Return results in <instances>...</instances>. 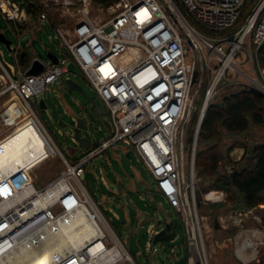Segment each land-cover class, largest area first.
Segmentation results:
<instances>
[{"label": "built area", "instance_id": "2783aa9c", "mask_svg": "<svg viewBox=\"0 0 264 264\" xmlns=\"http://www.w3.org/2000/svg\"><path fill=\"white\" fill-rule=\"evenodd\" d=\"M177 1L179 7L172 0H114L112 16L101 22L86 14L74 26L72 40L59 33L61 55L38 75L17 77L0 55V98L14 93L22 106L10 102L2 112L3 124L9 128L11 123L18 124L15 118L27 119L37 128L48 151L40 163L52 158L63 163L58 175L40 188L32 177L40 163L30 169L28 180L23 172L0 177V264H12L9 256L16 255L25 241L33 238L32 242H37L59 219L78 216L82 210L102 230L104 249L89 257L87 246L78 252L72 246L56 256L54 264H83L112 249L119 255L112 264L121 260L135 264L80 180L88 161L119 143L134 151L154 189L181 222L184 239L180 248H186V264H208L192 219L197 202L195 146L207 108L221 88L240 85L264 93V68L257 64L258 49L264 43V0ZM4 4L2 11L7 18L17 19L20 6ZM141 11L144 16L140 19ZM69 64L81 72L108 114V136L72 162L46 133L30 103L49 86L61 84L70 73ZM103 66H107L106 73ZM194 71L197 76L193 82ZM193 120L188 147V128ZM25 185L33 190L25 192ZM211 192L216 194L208 197ZM222 200L223 194L216 189L199 198L200 203ZM163 233L156 223L149 225L146 252L164 251L162 242H154ZM174 252L171 247L169 254Z\"/></svg>", "mask_w": 264, "mask_h": 264}, {"label": "rangeland", "instance_id": "374dc122", "mask_svg": "<svg viewBox=\"0 0 264 264\" xmlns=\"http://www.w3.org/2000/svg\"><path fill=\"white\" fill-rule=\"evenodd\" d=\"M5 2L6 0H0V31L5 35L6 39L11 42V46H16L18 44L17 35L13 31L10 22L6 21L2 16H6V11H2V7ZM34 2L37 7H28L26 8V12L32 14L33 20L34 17L44 14L56 30L55 31L46 22L44 24L39 21L37 24L32 23L34 29V31L31 32L34 33V35L31 36L32 50L41 60L46 58L48 51H51L55 55H59L58 47L61 44V38L58 36L57 32L62 35L63 39L70 41L74 37V26L86 14L97 22L107 20L113 14V2L107 5L99 2V0H69L70 3L68 4L63 3L62 0H34ZM19 10H21V8ZM21 41L23 42V45H25V43L29 41V38L23 36ZM0 52H2L3 58L7 63L14 66L16 65L14 55L2 43H0ZM257 62L259 67L264 68L260 65L258 53ZM70 68L71 73L69 75V79L75 83L80 90L70 88L66 83V79L68 78L64 76L63 85L53 84L49 86L50 90H45L43 93L38 95L39 100H44L46 106L44 109H41L40 112L36 107L35 100L33 98L30 100L35 112H37L36 114L46 120V126L49 130L56 128L51 118L55 119L56 123H58L59 115L63 113L64 108L67 107L70 110L71 114L62 115L66 126L61 128L66 135L63 136L61 134H57L56 131L52 135L56 144L69 161L76 159L81 155V152L78 150L79 145L73 142L69 137V134L75 125V120L72 118L73 116L76 118L87 117V124L80 132L81 138H85L90 142L94 141L97 144L108 136V128L106 125L108 121V114L106 113L104 105L98 100L96 93L90 84L85 80L81 72H79V70L74 68L72 65H70ZM244 70H246L247 73L252 74L249 67ZM228 74L231 76V71H229ZM237 77L239 80H243L240 76ZM240 89H242L240 85L225 86L219 90L218 94L212 100V103H219L224 96ZM251 90L264 95V93L256 89ZM89 100H97L99 102L102 110L101 118L94 116L96 118L94 121L88 118L90 110H93ZM199 102H201V95L197 104H199ZM7 131L10 133L12 131L11 127L7 128L6 125L3 126L0 124V138L6 134ZM222 134L223 140L220 144V149L223 152L225 147L233 142H244L248 147H250L254 144L264 142V125H255L250 123L247 131L239 135H227L225 132ZM40 139L43 140L42 137H40ZM187 145L188 147L190 146L188 134ZM196 150L197 142L195 146V154ZM117 153L120 155V159L114 158L113 151L110 150L109 153L105 151L103 154L94 157L93 160L88 161L84 166L85 174L80 176V180L91 194L95 193L94 198L96 204L98 205V201L100 199L99 192L102 188L96 184V174H100L103 171L106 178L112 182H117L118 178L121 179L123 181L122 186L127 189L126 193L119 195L114 191L110 192L109 195H111V198L108 200L107 205L113 207L123 218L122 209L125 207V201H128L129 205L127 208L130 215L134 214L136 208H142L144 204L138 198L137 192L133 190L134 188L132 189L129 185L135 184L136 188L144 189L145 185L151 184L152 180L148 171L144 168L142 163L138 162L137 157L133 153H130L127 157L122 155L119 151H117ZM40 154L43 156L42 159L47 155L43 152ZM235 158V156H230L228 158L224 156L219 163L218 174H227L233 170V161H235ZM61 162L60 158H52L36 167L32 173L34 185L37 188H40L46 183V181L48 182L49 180L55 178L63 168ZM194 172V189L202 190L199 194V196H201V194L205 192L204 189L206 190V188L211 186L214 177L206 176L201 179L197 176L196 170ZM138 180H141L139 185L136 183ZM219 191L223 194L222 201L217 203H200L199 206L196 202V215L194 213L192 214L193 225L195 229L199 231L198 240L199 244L202 243L203 245V249L207 256V263L264 264V243L260 245L261 238H264V234L260 233V235H257L256 231V229L264 226L261 221V218L264 217V206L261 205L264 204H260L254 209H246L242 205L241 197L235 189L230 188L229 191ZM150 202L153 206L161 208L162 211H171L168 203L158 195L152 194ZM148 223L149 221H146L144 226ZM111 224L116 228L122 242L133 255L135 264H186V248H180L184 239L183 229L180 224L177 227L178 237L173 241L163 242L164 251L154 254H150L145 251V244L148 238L145 232V227L137 234H135L136 230L134 233L130 234L127 229L122 226L121 220H114ZM250 238L252 241H250ZM245 243L250 244L251 248H248L245 252L247 257L244 255V259L241 260L238 258L237 252L238 249L242 248ZM109 246L110 243L108 244L107 242V247L109 248ZM171 247L175 250L174 254H169ZM116 264L132 263L128 260H121Z\"/></svg>", "mask_w": 264, "mask_h": 264}, {"label": "trees", "instance_id": "16d2710c", "mask_svg": "<svg viewBox=\"0 0 264 264\" xmlns=\"http://www.w3.org/2000/svg\"><path fill=\"white\" fill-rule=\"evenodd\" d=\"M113 1L99 0L106 5ZM172 1L179 7L177 0ZM28 7L37 6L32 2ZM258 57L260 65L264 67V43L258 49ZM23 62L24 60L20 59V64ZM193 123L194 120L188 128L189 141L192 137ZM250 123L264 125V95L251 89H240L224 96L219 103H211L201 122L194 163L199 178L214 177L211 186L204 191L211 189L229 191L233 188L239 193L242 205L246 209H254L264 204V142L250 147L244 142H233L225 147L224 152L220 149V144L223 132L227 135H239L247 131ZM236 147L244 149L242 156L239 160L233 161V170L219 175L220 161L224 156L230 157L231 151ZM200 191L202 190H195L198 206Z\"/></svg>", "mask_w": 264, "mask_h": 264}, {"label": "crops", "instance_id": "0c3cea01", "mask_svg": "<svg viewBox=\"0 0 264 264\" xmlns=\"http://www.w3.org/2000/svg\"><path fill=\"white\" fill-rule=\"evenodd\" d=\"M10 1H11V3H10ZM32 2H34V0H6L5 3L7 5H13V4H16L17 3L20 6L21 10L19 12V17L17 19H8L6 16L2 15L3 18L6 21L10 22V24L12 25L13 31L17 35L18 44L16 46H11V43H10V46L8 48L12 52V54L14 55L16 65L14 66L12 64H9V63L8 64L13 68V70L15 72V75L17 77L18 76H21V75H24V71L29 67L31 61L34 58H38L37 55H36V53L32 50V42H31L32 40H31V36L34 35V33H31V32L34 31L33 26H32V23L37 24V22L39 21L40 23H43L44 24L46 22V23H48L55 30V28L53 27L52 23H50L47 20L46 17L44 19H42L40 16H38V17H34V20H33L32 19L33 16L30 13L26 12V8ZM3 8L6 9V5L5 4L3 5ZM57 34L60 37V35H59L58 32H57ZM23 36H26V37L29 38V41L26 42L25 45H23V42L21 41V38ZM61 43H62V38H61ZM60 46H61V44L58 47V49H59V55H56L57 58L60 57V55H61ZM47 53H52V52L51 51H48ZM0 55L3 58L2 52H0ZM20 59H23L24 60V62L22 64H20ZM3 60H4V58H3ZM41 61L47 67L51 64V61L47 58V54H46V58L44 60H41ZM70 65L71 64H69V70H71ZM70 73H71V71H70ZM70 73L66 76L68 79H69ZM55 84L56 85H63V81L61 82V84H59V83H55ZM48 90H50V89H48ZM34 100H35V104H36V107L38 108V111L39 112H40L41 109H44L46 107L44 100H42V99L39 100V96H37L36 98H34ZM10 102H16V103L19 104V100H18V97L16 96V94H14V93H7V94H5L4 96H2L0 98V124L3 125V126H5V124H3V122H2V119L4 118V114H2V112H3V110L6 108V106ZM18 107L19 108H22V106L20 104H19ZM69 113L71 114L70 110L67 107H65L63 113L61 115H59V121H58V123H56V120L55 119H52L51 118V120L55 124V127L56 128L55 129H50V130L46 126L47 125L46 120L45 119H42L40 116H38L36 114L37 117H38V119H39V121H40V123L42 124L43 128L45 129L46 133L49 135V137H51L52 141L54 142V144L57 147H58V145L56 144V142H55V140H54V138H53L52 135L55 133V131H56L57 134H61L63 136L66 135L63 132L62 128H61V127H65L66 126V124L63 121L62 115H64V114L68 115ZM72 118H73V120H76L77 119L75 116H73ZM21 119H22V117H21ZM21 119L15 118L14 119V123H16L17 121H19ZM24 121H28V120L27 119H25V120L22 119L16 126H14V124L11 123V125H10L11 126V130H13L14 128H16L19 124L23 123ZM106 125H107V123H106ZM107 128H108V125H107ZM7 133H8V131H7ZM6 134H4V135H6ZM94 144H96V142H94V141L90 142L89 141L88 149L87 150H81L80 151L81 154L84 153L85 151H88ZM110 150L113 151V156L116 159H120V155L117 153V151H119L122 155H124L126 157L130 153H133L136 156V154L134 153L133 150H131L130 148L125 147L121 143L117 144L116 146L107 148L106 150L103 151V153L105 151H107L109 153ZM242 154H243V149L240 148V147H236L235 149H233L231 151L230 156L231 157H234L235 156L236 157L235 158V161H236V160H239L240 159V157L242 156ZM93 159L94 158H92L91 160H93ZM73 160L74 159H72L71 161H69V159H68L69 162H72ZM137 160H138V158H137ZM40 162L34 164V166H36ZM44 162H42V163H44ZM138 162H140V161L138 160ZM34 166H32L31 169ZM62 166H63V163H62ZM27 175H28V173L25 175L24 178L29 179V177ZM151 180H152V178H151ZM122 183H123V181L121 179H119V178H118V181L117 182H112L111 180L107 179L106 176H105V173L103 171L100 174L99 173L96 174V184H97V186H100L102 188L101 191L99 192L100 193V199L98 201L99 203L97 202L98 203V207L100 208V210L102 211V213L104 214V216L106 217V219L108 220V222H109V224H110L113 232L121 239V237L119 236V233L117 232L116 228L111 224V222L114 221V220H121L122 226L124 228H126L127 231H128V233H130V234L134 233L135 230H136L135 231V234H137L144 227H145V232L147 234V228L149 227V225H151L153 223H156L157 225H159V227H161V228L164 229V233L163 234L168 233L169 230H170V226L173 223V218H175V215H174L173 210H172L171 207H170L171 211L170 212H167V211H162L161 208L155 207V206H153L151 204L150 198H152V194L158 195V196L162 197L154 189L153 180L151 181V184H146L144 189H138V188H136L135 184H133V185L130 184L129 185V187H132V189L134 188L133 190H135V192H137L138 198L140 199L141 202L144 203L143 206H142V208H136L135 209L133 215H130V212L128 211V208H127L128 205H129L128 204V201H125V207L122 209L123 210V218H122V216L113 207L107 205L108 200L111 198V195H109L110 192H113L114 191V192H116L119 195H123L124 193H126L127 189L122 186ZM136 183H138V185H139L141 183V180H138ZM99 190H100V188H99ZM90 195L92 196V198L95 201V198H94L95 193H93V194L90 193ZM261 206H264V205H261ZM146 221H149V223L146 226H144V223ZM261 221H262V225H264V217L261 218ZM179 224L181 225V227L183 229V226H182L181 222H179V221H178L177 227L179 226ZM176 230H177V228H176ZM256 231H257V235H260V233L261 234H264V226L260 227L259 229H256ZM177 237H178V234H176V237L174 238V240ZM147 240H148V238H147ZM147 240H146V243H147ZM250 241H252L251 238H250ZM262 243H264V238H261L260 245ZM250 244H246L245 243L244 246H242V248H240L241 250L240 249L238 250L237 256H238L239 259L243 260L244 259V255L247 257V254L245 253L246 252L245 250H248V248H251V245ZM254 244H255V242H254ZM252 246H253V243H252ZM145 251H146V244H145ZM129 253H130V251H129Z\"/></svg>", "mask_w": 264, "mask_h": 264}, {"label": "bare ground", "instance_id": "6f19581e", "mask_svg": "<svg viewBox=\"0 0 264 264\" xmlns=\"http://www.w3.org/2000/svg\"><path fill=\"white\" fill-rule=\"evenodd\" d=\"M143 16L144 11H141L138 17L141 19ZM106 70L107 66H103L102 72L106 73ZM40 137L42 136L37 128L31 122L25 121L1 139L0 177L17 176L21 172L25 177L31 167L42 160L43 156L40 153L48 154L45 142ZM23 189L26 190L25 192H29L33 190V187L25 185ZM214 194L216 193L211 192L208 197H212ZM42 234L44 236L42 239H38L37 242H32L33 238L29 239L19 247L16 255L9 256L10 254H7L6 257L9 256L8 259L13 261L12 264H54L55 257L60 256L70 247L72 249V246L77 252L87 246V256L89 257L104 249V243L101 241L103 232L93 225L88 216L86 217L85 210H82V214L79 213L78 216L59 219ZM34 242L35 244H33ZM36 251H39L41 255H37ZM116 256L119 257L118 252L112 249L108 252L105 251L101 257H95L86 262H83V259L78 255V260L83 264H112L115 262Z\"/></svg>", "mask_w": 264, "mask_h": 264}, {"label": "water", "instance_id": "95a60500", "mask_svg": "<svg viewBox=\"0 0 264 264\" xmlns=\"http://www.w3.org/2000/svg\"><path fill=\"white\" fill-rule=\"evenodd\" d=\"M0 43L4 44L7 48H9L11 42L6 39L3 33L0 32ZM47 58L51 61L52 64H55L57 62V56L55 54L47 53ZM44 69H45V64L40 59L34 58L31 61L29 67L24 71V75L26 76L38 75L39 73L44 71ZM196 76H197V72L194 71L192 76L193 82L196 80ZM66 83L70 88H75L77 90H80L79 87L75 83H73L70 79H67ZM89 103L92 105L93 110H90L88 114V118L93 121L96 119L95 118L96 116L101 118L102 110L100 108L99 102L97 100H89ZM86 124H87V117L77 118L75 120V125L69 134L71 140L79 145V149H78L79 151L88 149L89 141L86 140L85 138L80 137V132L83 128H85ZM177 225H178V220L176 218H173V223L170 226L169 232L159 237H156L154 239V242L172 241L177 234V230H176Z\"/></svg>", "mask_w": 264, "mask_h": 264}]
</instances>
